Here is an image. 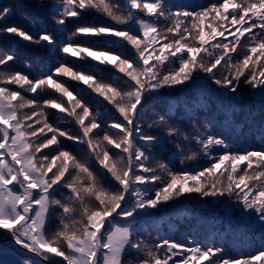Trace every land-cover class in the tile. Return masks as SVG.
Returning <instances> with one entry per match:
<instances>
[{
  "label": "snow or ice",
  "instance_id": "snow-or-ice-1",
  "mask_svg": "<svg viewBox=\"0 0 264 264\" xmlns=\"http://www.w3.org/2000/svg\"><path fill=\"white\" fill-rule=\"evenodd\" d=\"M40 6L59 31L79 21L66 42L55 31L32 34L5 24L15 11L8 5L0 7V35L111 67L123 86L63 62L30 77L9 70L19 55L0 48V231L16 246L15 258H0V264H264V247L234 256L223 245L190 236L145 239L155 213L193 195L238 214L264 236V147H242L214 132L212 122H197L195 113L189 114L191 132L170 123L172 108L146 120L149 103L174 90L214 95L218 108L235 112L238 93L247 87L264 113V0H126L123 8L110 0H41ZM93 11L109 22L84 23ZM93 37L97 42L79 41ZM109 38L126 43L134 55L107 47ZM69 79L111 105L116 118L109 122L94 112ZM47 89L56 95L42 99ZM50 109L70 118L76 131L50 121ZM165 141L174 144L180 164L203 154L208 165L194 171L176 170L171 161L152 166L153 149ZM192 143L199 152L184 155ZM131 253L134 261L127 259Z\"/></svg>",
  "mask_w": 264,
  "mask_h": 264
},
{
  "label": "trees",
  "instance_id": "trees-1",
  "mask_svg": "<svg viewBox=\"0 0 264 264\" xmlns=\"http://www.w3.org/2000/svg\"><path fill=\"white\" fill-rule=\"evenodd\" d=\"M45 2L50 3L51 0H45ZM181 2L207 3V0H181ZM3 4L15 8L13 15L4 23L19 26L32 34L47 29L48 31H55L60 41H67L69 30L71 29L73 31L77 25L71 26L70 22L66 26L67 30L59 31L58 29L60 26L51 22L53 19L48 9L40 6L41 0H3ZM102 23L104 22L102 21ZM0 36H10L12 39H9V41H21V43L31 48V45H33L31 42L24 41L12 35ZM79 41L85 42L83 38H79ZM111 41L117 40L111 39ZM8 44V41L0 37V48L5 50ZM52 56L57 55H49L50 58H58ZM20 58L22 57L20 56ZM43 59L46 60V58L41 56L37 64L42 66L43 64L41 62ZM26 60L35 64L29 59ZM240 92L244 93L245 90H241ZM240 92L238 93V108L235 112L218 108L214 95L202 96L198 90H194L191 93L174 90V92L163 93L161 97L157 98L156 101L160 106L158 107L157 113H165L169 108L174 109V114L170 123L174 126H179L184 132H189V130L192 129L193 121L189 119L190 113H195L196 121L200 123L203 118L206 119L207 117V121L212 122L215 125L214 127L218 130L220 129V132L225 133V136H235V139L242 138L248 146L250 133H262V131H264L262 128L264 127V113H261L260 106L256 108L253 107L252 104L246 103L245 98L239 95L242 94ZM49 97L53 98L51 94H49ZM82 98L85 102L90 103L93 108L96 102H93L90 93L84 94ZM102 107L103 106L100 105L95 109L99 108V110H101ZM258 114H261L262 118H254V116ZM257 125H261L258 129L259 131H255ZM244 133H248L245 138L246 140L244 139ZM157 135H161V133L158 132ZM163 146L164 143L161 144L162 151L165 152L167 156L170 157L171 155V157L175 158V151L172 150V147L168 146L163 148ZM241 146L247 148L244 144ZM193 152V150L190 152L188 151L189 155ZM188 169L194 171L196 170V166L188 167ZM177 205L179 207H177ZM177 205L166 206L162 211L155 213L151 219L148 220L147 231L150 235H147L145 239L151 242L157 236L164 235L172 239L183 240L185 236H190L197 240H210L217 245H223L230 254H241L240 252H246L248 247H260L256 244L264 242V236H262L258 227L253 226L250 221L238 220V214H226L223 206L219 208V206L216 205H206L197 202L187 205ZM127 259L133 260L131 257H127Z\"/></svg>",
  "mask_w": 264,
  "mask_h": 264
},
{
  "label": "rangeland",
  "instance_id": "rangeland-1",
  "mask_svg": "<svg viewBox=\"0 0 264 264\" xmlns=\"http://www.w3.org/2000/svg\"><path fill=\"white\" fill-rule=\"evenodd\" d=\"M111 3L113 4H119L121 6V8H123L125 6L126 0H111ZM5 6V4H3V0L0 1V7ZM102 21L105 22H109L106 20L105 17H103L102 15H100L99 13L93 11L90 12L86 17H84L83 22L84 23H91V24H99L102 23ZM51 22H54L53 20H51ZM77 23H79V21H76L75 18L72 19L70 25L71 26H75ZM72 32V30H69L68 35H70ZM1 38H3L4 40L8 41V46L6 47L5 51L12 49L14 51H16L18 53V55H20L22 58L19 59L11 65V68L9 70H20L23 72H26L30 75V77H39L41 75H44L49 68H51L52 66L56 65L58 62L63 61V63L68 64L69 66L74 67V69L76 70H81L84 72H94L97 74L99 79H102L104 81H110V82H115L117 84H119L120 86H123V79L121 78V74L116 73L111 67L108 66H97L94 62L92 61H85V60H76L75 58H72L71 56H65L61 53H59V51L57 50V52L55 53V55L57 56H52V57H58V58H50L49 55L52 54L54 55L52 52H49V49H45L42 46H38V45H31V47L26 46L25 44L21 43V41H9V39H12L10 36H0ZM16 37V36H14ZM18 38V37H16ZM113 40H117V38H111ZM110 39V40H111ZM62 42H66V41H62ZM86 43H94L97 42V38L93 37L92 41H85ZM15 48H13V47ZM38 46V47H37ZM99 46L103 47L105 46L104 41L101 40L99 41ZM107 47L112 48L114 51H121L125 54V56L131 58L134 55V51L130 48V46H128L126 43H121L118 41H113L112 43L107 44ZM241 54H243L242 50H241ZM48 55V58H47ZM41 56H43V58H46V60L43 59V61L41 62L43 65L40 66L39 64H37V61H39L41 59ZM65 56V57H64ZM29 59L31 60L33 63L32 64L30 61L26 60ZM53 59V60H52ZM65 59V60H64ZM25 61V62H24ZM26 64H31V67H26ZM21 65V66H20ZM61 79H67L64 77H61ZM68 84L70 86L71 90H74L75 92L79 93V96L82 98L84 94L90 93L91 94V98H93V102H96L93 105V111H99L101 113V116L104 120L111 122L113 119L116 118V113L115 110L112 109L111 105H108L105 101H103L102 98L98 97L97 95H95L94 93L91 92L90 89H88L85 85H83L82 83H78L75 81H71L70 79L68 80ZM242 90H245V92H240L242 94H239L241 97H244L246 100V103H250L252 104L253 107L258 108L259 107V97L255 94V92L247 87H244ZM170 92H174V91H170ZM51 94L53 97L56 95L54 90L52 89H47L45 91H43V93L41 94V98L42 99H46V98H50L49 94ZM165 93H169V92H165ZM180 94V93H177ZM157 99H154L153 101H151L148 105V112L146 114V120L150 119L153 113H157L159 104L156 101ZM88 103V102H86ZM90 105V103H88ZM102 105V109L99 110L95 109L97 106ZM91 106V105H90ZM208 113V112H207ZM48 115H49V119L50 121H52L55 124H58L60 127L63 128H71L73 131H76V128L74 126V123L70 120V118H67L65 116L64 113H59L58 110L55 109H50L48 111ZM254 118H262L261 114L255 115ZM264 119V116H263ZM172 121V120H171ZM207 121V117L206 119L203 118L202 122ZM215 125L213 124V131L217 132V133H223L225 135L224 132H220V129L218 130L216 127H214ZM258 127V128H257ZM257 127H255V131H259L258 129L261 127V125H257ZM264 129V127H262ZM192 131V129H190ZM189 130V132H191ZM149 131H152L154 134H157L158 132L161 133V135L163 134L159 129H151ZM248 133H244V139L247 137ZM251 135H249L250 140L247 146V143L244 142V140H242V138H238L235 139V136H232L233 139H235L236 141H238V143L240 145H246L247 148H251V149H260L261 147H264V139H262V133L260 132H252L250 133ZM229 136V135H226ZM246 140V139H245ZM179 142V141H177ZM172 147V150L175 151V158L174 157H170L166 155L165 152L162 151L161 149V144L158 145L157 147H155L153 149V152L155 153L156 159L153 160L152 166H155V164L158 161H163L165 163H169V161H171L170 163V167H173L176 170H180V169H188V167H195L196 169L198 168H202L208 165L209 161L207 160V158H205L203 156V154H200L196 157V159L193 160H187L184 164H180V160L179 157L176 154V149L173 143L166 141L164 143V147ZM77 150L79 151V154L81 156V158H87V152L86 150H84L83 146H77ZM191 150H193L194 152H199V149L197 148V146L195 145V143H192L190 145H186L185 147V153L184 155H189L188 151L190 152ZM106 186H111L110 184L106 183ZM56 198H60L59 195H57ZM181 203L178 204H189V203H202V204H206L202 202L199 198H197L195 195H193L192 197L188 198V199H184L181 198ZM177 205V204H175ZM174 205V206H175ZM216 206H222V205H216ZM177 207H179L177 205ZM176 207V208H177ZM210 209V208H208ZM58 214L54 215L48 225V231L50 233L54 232L58 226ZM12 240L11 236L9 234H7L4 231H0V252L2 251H7V255L4 256H0V258H4V259H14L15 257L11 254V249L15 248L16 246L14 244H10L9 242ZM260 247L257 246H252V247H248V249L246 250V252H240L241 254H230V255H242V256H247L249 254H255L257 253L262 247H264V242L256 244ZM230 249V248H229ZM242 251V250H241ZM128 257H131L134 261L135 259V253H131L128 255Z\"/></svg>",
  "mask_w": 264,
  "mask_h": 264
}]
</instances>
